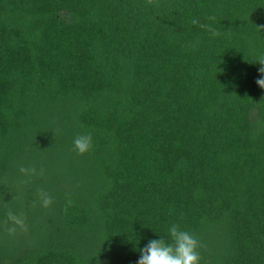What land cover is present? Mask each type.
Returning <instances> with one entry per match:
<instances>
[{"label": "trees", "instance_id": "1", "mask_svg": "<svg viewBox=\"0 0 264 264\" xmlns=\"http://www.w3.org/2000/svg\"><path fill=\"white\" fill-rule=\"evenodd\" d=\"M261 57L264 0H0V264H136L173 222L264 264Z\"/></svg>", "mask_w": 264, "mask_h": 264}, {"label": "clouds", "instance_id": "2", "mask_svg": "<svg viewBox=\"0 0 264 264\" xmlns=\"http://www.w3.org/2000/svg\"><path fill=\"white\" fill-rule=\"evenodd\" d=\"M192 23L196 24L197 21L193 19ZM255 60H258L261 65L258 72L264 74V57ZM256 83L264 87V75ZM91 147V133H84L73 139V148L78 154L88 152ZM21 171L26 170L21 168ZM39 197L45 207L51 202V197L47 192L40 191ZM9 215L12 214L9 213ZM12 218L15 219L17 225L23 227L21 220ZM156 234V238H148L143 247L138 249L139 256L136 264H200L201 257L198 249L201 243L195 232L173 222L167 225L166 235Z\"/></svg>", "mask_w": 264, "mask_h": 264}]
</instances>
